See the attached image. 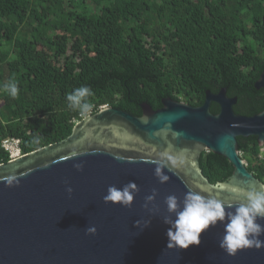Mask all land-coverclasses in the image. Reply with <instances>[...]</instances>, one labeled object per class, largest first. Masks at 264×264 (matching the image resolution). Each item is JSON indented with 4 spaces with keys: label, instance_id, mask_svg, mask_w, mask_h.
Instances as JSON below:
<instances>
[{
    "label": "trees",
    "instance_id": "trees-1",
    "mask_svg": "<svg viewBox=\"0 0 264 264\" xmlns=\"http://www.w3.org/2000/svg\"><path fill=\"white\" fill-rule=\"evenodd\" d=\"M263 71L264 0H0V164L11 160L6 139L25 155L68 138L83 120L66 100L78 87L93 92L91 114L110 106L141 116L143 103L158 110L165 98L196 107L225 88L237 114L254 116ZM10 79L15 99L3 91ZM238 144L263 180L264 146L256 136ZM200 166L214 185L234 169L213 152Z\"/></svg>",
    "mask_w": 264,
    "mask_h": 264
},
{
    "label": "water",
    "instance_id": "water-1",
    "mask_svg": "<svg viewBox=\"0 0 264 264\" xmlns=\"http://www.w3.org/2000/svg\"><path fill=\"white\" fill-rule=\"evenodd\" d=\"M254 86L264 88V71ZM162 103L158 110L143 103L141 116L104 107L78 121L65 140L1 163L0 176L16 175L19 186L0 182V264H264V247L234 256L220 248L227 215L186 250L167 249L165 223L176 218L165 203L169 195L182 210L189 191L207 187L231 204L227 214L235 212L239 191L264 184L248 171L238 144L239 137L256 136L264 146V110L237 114V98L225 88L207 92L201 106L170 98ZM166 152L183 163L162 167L169 179L160 183L153 162ZM203 152L227 158L232 175L212 184L200 169ZM129 182L137 186L131 208L104 203L109 186ZM90 226L94 236L86 234Z\"/></svg>",
    "mask_w": 264,
    "mask_h": 264
},
{
    "label": "clouds",
    "instance_id": "clouds-1",
    "mask_svg": "<svg viewBox=\"0 0 264 264\" xmlns=\"http://www.w3.org/2000/svg\"><path fill=\"white\" fill-rule=\"evenodd\" d=\"M3 91L15 99L20 89L15 79H10L3 85ZM92 95V90L86 86L74 89L66 96L68 108L77 112L79 117L85 121L91 119L90 113L94 106L89 98ZM33 142L38 143V138ZM72 156L76 157L77 153L73 152ZM153 163L156 165L155 174L159 182L165 183L169 178L162 174L161 168L180 166L183 161L177 160L166 152ZM73 167L77 171L83 170L82 163H76ZM0 182H4L5 186L9 187L19 186V178L14 174L0 176ZM136 190L137 186L134 182H129L122 189L109 186L107 194L103 197L104 203L131 208L133 192ZM66 191L71 196L73 189L67 187ZM237 197L235 212L227 214L225 206L231 207V204L207 187L189 191L185 196L182 210H179L175 195L166 197L167 209L170 213H175L176 217L175 220L165 219V223L170 225L167 231V249L186 250L192 245L198 246L201 242V233L214 227L217 222L225 221L226 215L228 222L225 225V235L220 241V248L223 251L234 256L241 250L253 248L259 250L264 247V240L260 239L264 235V225L257 222L258 219L264 220V184H261L259 188L253 187L250 190L239 191ZM148 199L151 200L152 197ZM96 232L95 226L86 229L88 235L94 236Z\"/></svg>",
    "mask_w": 264,
    "mask_h": 264
},
{
    "label": "built area",
    "instance_id": "built-area-1",
    "mask_svg": "<svg viewBox=\"0 0 264 264\" xmlns=\"http://www.w3.org/2000/svg\"><path fill=\"white\" fill-rule=\"evenodd\" d=\"M107 107V106H104ZM102 107V108H104ZM91 115V113H90ZM20 140L18 139H6L3 142V147L10 153V158L11 160L16 159L23 154L21 153L20 150ZM264 155V148L261 149V156Z\"/></svg>",
    "mask_w": 264,
    "mask_h": 264
},
{
    "label": "rangeland",
    "instance_id": "rangeland-1",
    "mask_svg": "<svg viewBox=\"0 0 264 264\" xmlns=\"http://www.w3.org/2000/svg\"><path fill=\"white\" fill-rule=\"evenodd\" d=\"M262 181L264 182V179Z\"/></svg>",
    "mask_w": 264,
    "mask_h": 264
}]
</instances>
